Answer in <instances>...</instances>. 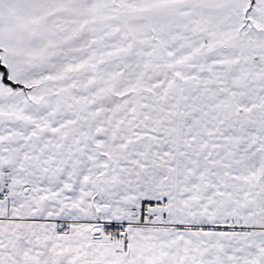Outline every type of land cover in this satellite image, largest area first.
I'll use <instances>...</instances> for the list:
<instances>
[{"label":"snow or ice","instance_id":"obj_1","mask_svg":"<svg viewBox=\"0 0 264 264\" xmlns=\"http://www.w3.org/2000/svg\"><path fill=\"white\" fill-rule=\"evenodd\" d=\"M0 264H264V0H0Z\"/></svg>","mask_w":264,"mask_h":264}]
</instances>
